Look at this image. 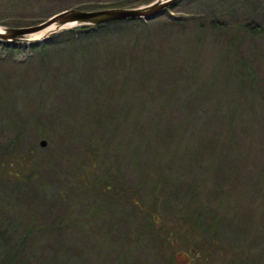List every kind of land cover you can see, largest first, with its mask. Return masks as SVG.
Masks as SVG:
<instances>
[{
  "label": "rangeland",
  "instance_id": "374dc122",
  "mask_svg": "<svg viewBox=\"0 0 264 264\" xmlns=\"http://www.w3.org/2000/svg\"><path fill=\"white\" fill-rule=\"evenodd\" d=\"M120 1L0 0V24ZM210 16L264 21V0H180L138 28L61 34L36 48L0 43V221L33 227L22 259L169 264L172 254L174 264H264V151L257 140L246 147L245 134L229 145L221 132L219 108L236 92L218 85L222 41H193ZM239 53L263 73L264 37L243 36ZM245 94L240 128L257 116ZM133 196L167 218L173 245L151 239L146 222L149 241L138 244L148 214Z\"/></svg>",
  "mask_w": 264,
  "mask_h": 264
},
{
  "label": "trees",
  "instance_id": "16d2710c",
  "mask_svg": "<svg viewBox=\"0 0 264 264\" xmlns=\"http://www.w3.org/2000/svg\"><path fill=\"white\" fill-rule=\"evenodd\" d=\"M149 1L151 0H123L116 5H111L108 7H132L147 3ZM146 25H148V22H145L144 20H124L103 23L94 26H79L57 34L48 39L46 42H42L40 45L42 46L48 44L49 42H52L57 36L61 34L67 35V37H71L70 35L73 32H78L87 36H93V34H96V32L100 30H111V28L114 26H132L133 28H138ZM194 33L195 34L193 41L197 44L201 42L203 38L202 36H205L209 33H219L220 38H218L220 39V41H222L220 43L221 45L219 46V56L222 58V60H224L225 65L223 69H221L222 85L221 82L218 85L219 87L224 88L234 87L236 91L234 92L235 95H230L231 98L228 103H221V108H219L220 112H223L224 115L227 116L226 123L222 125V127H220L222 128V134L227 137L229 145L231 144L232 140L235 141L236 136L234 135V133L245 134V137L247 138V141L245 143L246 147L252 148L255 140H257V147L261 151H264V116L263 111H259L261 110V107L264 106V68L262 74L255 73L250 65V62L242 54L239 53L240 40L243 36L248 35L253 39L264 37V21L251 20L237 24H229L217 19L214 16H210L197 23V26L194 29ZM14 45L15 44H10L9 46L15 47ZM38 46L39 45L36 44L31 45L32 48H36ZM196 48H198V46ZM216 69L220 70V67L218 66ZM218 74H220V71L218 72ZM208 88L209 86L205 87L204 91H206ZM244 93H246L245 95L250 99L249 102L251 103V112L253 110H256L258 117L252 116V118H245L244 126L240 128L237 117L241 119L242 117H245L243 116V110L245 106L241 102V98ZM221 95H223L225 98L229 96V93L224 91L221 93ZM257 100L260 102L259 104L256 102ZM166 108L167 106L164 105L163 110H165ZM192 110H194V108H192ZM219 150H221V148H219ZM133 152L135 151L133 150ZM263 173L264 172H262V174ZM0 175L3 176V174ZM15 175L17 176L18 173ZM150 175H152V173ZM263 176L264 175H262L261 177ZM261 179L262 178H259V180ZM259 180H257V182H255L254 184L256 185V183H258L259 185ZM108 188L109 182H104L99 189L102 190ZM131 198L138 211H140L142 214L149 213L147 208L143 207L141 203L136 202L134 196ZM143 218L145 225H141L140 229L136 231L138 235L137 237L142 238L138 244L140 246H143L149 241V239L146 237L147 228L145 229L144 227L147 226V223L154 230V232H152V230H150L149 228V235L151 236V239L154 238L153 240H156V243L159 242V245L164 246L165 242L169 241L166 239H169L170 234V230L165 232V226L168 222L167 218L160 213L154 214L153 212L148 215H143ZM1 223L2 221H0V264H30L29 260L26 261L24 258H21L23 254L22 242L25 241L26 238L30 235H33V233L31 232L33 231V227L27 226L25 231L19 232L17 231L19 228L17 224H8L7 226H3L1 225ZM210 226L212 227V229H217L218 222L213 221ZM192 229L195 232H197L198 229L200 233H204V230L199 229L195 224L192 225ZM169 243L170 245H173L172 242L169 241ZM194 251L196 252V250ZM169 252L172 253V250ZM174 258L175 257L172 254L168 257L169 264H174L173 262H176Z\"/></svg>",
  "mask_w": 264,
  "mask_h": 264
},
{
  "label": "water",
  "instance_id": "95a60500",
  "mask_svg": "<svg viewBox=\"0 0 264 264\" xmlns=\"http://www.w3.org/2000/svg\"><path fill=\"white\" fill-rule=\"evenodd\" d=\"M179 1L151 0L138 6H112L92 10L69 8L28 26L11 27L0 24V43L10 45L26 41L29 45H40L57 34L79 26H94L124 20L146 21L163 14ZM45 142L44 139L40 140L41 145H44Z\"/></svg>",
  "mask_w": 264,
  "mask_h": 264
}]
</instances>
